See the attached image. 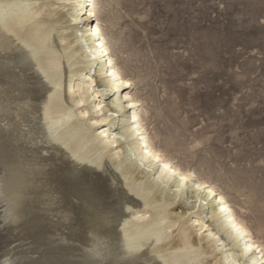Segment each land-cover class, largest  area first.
Returning a JSON list of instances; mask_svg holds the SVG:
<instances>
[{"label":"bare ground","instance_id":"obj_1","mask_svg":"<svg viewBox=\"0 0 264 264\" xmlns=\"http://www.w3.org/2000/svg\"><path fill=\"white\" fill-rule=\"evenodd\" d=\"M112 1L0 0V264H264L242 210L153 146L146 121L153 137L169 130L168 99ZM20 124L46 156L20 143ZM106 159L133 199L109 203L104 182L80 179ZM26 240L32 249L15 253Z\"/></svg>","mask_w":264,"mask_h":264},{"label":"rangeland","instance_id":"obj_2","mask_svg":"<svg viewBox=\"0 0 264 264\" xmlns=\"http://www.w3.org/2000/svg\"><path fill=\"white\" fill-rule=\"evenodd\" d=\"M111 8L123 15L127 45L149 72L156 98L168 99L170 129L156 138L154 123L146 121L153 146L215 185L235 211L242 210L241 218L264 244V0H113ZM123 69L129 71L128 66ZM19 132L22 145L47 155L45 140L23 124ZM167 136L172 141L159 143ZM108 163L104 160L91 173L81 171L80 179L87 175L85 181L104 182L109 203L116 197L121 202L127 196L133 199ZM83 186L80 190L92 196ZM195 228L191 237L203 236ZM172 236L176 239V232ZM30 242H16L14 252L30 251ZM148 249L149 243L142 252ZM29 260L25 256L18 261Z\"/></svg>","mask_w":264,"mask_h":264}]
</instances>
